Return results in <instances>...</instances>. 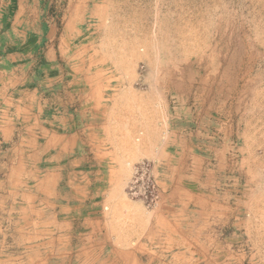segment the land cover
Wrapping results in <instances>:
<instances>
[{
	"label": "rangeland",
	"instance_id": "1",
	"mask_svg": "<svg viewBox=\"0 0 264 264\" xmlns=\"http://www.w3.org/2000/svg\"><path fill=\"white\" fill-rule=\"evenodd\" d=\"M74 2L0 0V264H264V0ZM114 111L188 149L140 222L90 183Z\"/></svg>",
	"mask_w": 264,
	"mask_h": 264
},
{
	"label": "crops",
	"instance_id": "2",
	"mask_svg": "<svg viewBox=\"0 0 264 264\" xmlns=\"http://www.w3.org/2000/svg\"><path fill=\"white\" fill-rule=\"evenodd\" d=\"M78 6L79 5L74 2V0H70V4L68 6L69 14L75 13ZM141 114L142 112L137 111H114L109 113V117L112 120H119L110 122L111 130L116 137L115 141H117L119 145L125 142H129L130 145L129 147L125 146L127 153L125 154L124 160H122L121 164L117 161H110L109 164L102 166V171L100 166L91 167L90 169L91 175L96 176L93 178L91 177L90 183L92 184V188L94 189L95 185V190L97 192L107 194L108 199L113 198L109 202L110 207H112L114 210L115 208L119 209L117 213H127L130 216L132 222H140L142 221L141 219L143 218L144 220L146 216L144 208H142L140 205L141 203L132 200L128 195L126 196L125 194V188L134 174V163L144 158L156 159L161 167L162 182L165 188L167 187V190H169V193L173 196L177 191L173 182L176 179V176L181 173L180 165L182 162L184 163L189 157L188 149L183 147L180 148L181 146L187 147V145L184 144V140L178 138L174 141L172 137L174 132L172 131H169L168 133L166 132L169 134L170 140L172 141L166 144V149H164L163 146L165 145V131L163 127L157 128L156 147L150 148L146 144L144 146H136L133 143L132 138L140 130V128H138L137 122H134L132 119L141 117ZM122 119H131V121L123 122L121 121ZM128 123L130 124L129 129H126L125 125ZM92 127L99 128L100 125L92 124ZM168 140L169 139H166V142ZM101 182L108 185L107 189H103L99 186Z\"/></svg>",
	"mask_w": 264,
	"mask_h": 264
},
{
	"label": "built area",
	"instance_id": "3",
	"mask_svg": "<svg viewBox=\"0 0 264 264\" xmlns=\"http://www.w3.org/2000/svg\"><path fill=\"white\" fill-rule=\"evenodd\" d=\"M129 194L149 204H156L162 194L161 187L149 163H142L136 168L135 176L129 187Z\"/></svg>",
	"mask_w": 264,
	"mask_h": 264
}]
</instances>
